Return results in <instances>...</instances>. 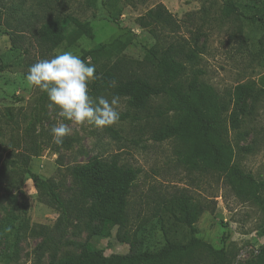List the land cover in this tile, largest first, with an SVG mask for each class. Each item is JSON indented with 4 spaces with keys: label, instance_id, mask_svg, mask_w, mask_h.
Instances as JSON below:
<instances>
[{
    "label": "rangeland",
    "instance_id": "rangeland-1",
    "mask_svg": "<svg viewBox=\"0 0 264 264\" xmlns=\"http://www.w3.org/2000/svg\"><path fill=\"white\" fill-rule=\"evenodd\" d=\"M233 1L239 15L226 16L224 7ZM162 2L179 20L176 32L164 30L163 38L186 40L195 46L197 67L203 70L200 84L212 85L219 93H235L230 111L240 119L230 127L234 161L246 171L264 179V0H0V264H49L51 251L39 248L44 226H53L59 211L32 180L30 172L66 193L72 183L71 169L95 157L116 160L138 170L130 195V221L102 233L99 220L81 223L80 234L69 228L56 261L80 254L90 244L107 255L157 251L168 240L180 243L190 237L188 225L179 219V200L186 196L194 206L203 207L196 236L225 250L220 257L202 255L199 264H247L253 250L264 242V215L255 204L238 198L216 170L189 169L179 159L174 140L157 141L155 129L172 120L156 109L163 99L155 98L147 108H134L130 97L118 95L96 69L89 83V95L120 98L118 123L98 129L64 120L72 133L61 145L53 142L51 128L58 121V109L49 108L48 97L29 85L26 74L39 59H51L65 51L80 56L84 50L119 40V56L143 60L145 47L156 42L137 18ZM69 14L88 20L92 35L65 40L47 53L38 41V31L48 33L74 30ZM163 39V40H164ZM92 63V62H91ZM30 136L41 146L39 155L26 147ZM6 166V169H5ZM6 171V172H5ZM11 222V231L6 222ZM137 231L133 248L121 240L124 232Z\"/></svg>",
    "mask_w": 264,
    "mask_h": 264
},
{
    "label": "trees",
    "instance_id": "trees-1",
    "mask_svg": "<svg viewBox=\"0 0 264 264\" xmlns=\"http://www.w3.org/2000/svg\"><path fill=\"white\" fill-rule=\"evenodd\" d=\"M134 1L126 0V4ZM224 13L231 16L241 12L235 2L230 1L225 4ZM67 18L75 25L69 33L50 34L45 26L39 29L38 41L47 53L53 52L65 40L73 41L83 34L92 35L90 21H82L72 14ZM137 21L156 39L154 44L145 47L143 60L119 56L118 51L122 48L119 40L99 43L84 50L80 57L86 63L92 62L106 83L114 80L115 92L129 96L132 107L147 108L153 99H163L165 103H160L156 112L160 116L170 113L172 120L165 127L155 129L153 138L157 141L174 140L179 159L185 166L194 170L218 171L238 198L257 205L264 215V179L234 161L235 151L229 139L230 127L238 128L240 125L239 117L230 111V107L233 98L240 99L241 88L237 87L233 94H223L212 85L200 84L203 70L196 66L198 54L195 46L183 39L167 41L161 34L164 30L176 32L180 28L179 20L162 2L149 8ZM32 124L26 127L27 136H30ZM29 140L26 149L39 155L41 146L31 136ZM3 169L0 168V179ZM71 176L72 183L63 193L46 179L30 172L32 180L44 191L47 203L59 211L55 224L43 227L44 239L39 245L40 249L51 251L49 264H199L203 254L218 256L221 262L226 260L224 249H216L196 236L198 228L195 224L203 207L194 206L186 196H182L179 219L190 229L191 237L187 242L168 240L157 251L110 255L87 244L80 254L56 261L70 227L74 226V233L80 234L81 223L99 220L102 233L107 235L110 227L129 223L130 195L138 170L116 160L95 157L85 165L73 167ZM11 225L10 221L6 222L8 232ZM121 240L133 248L137 242V231L131 234L126 230ZM246 263L264 264V242L253 250Z\"/></svg>",
    "mask_w": 264,
    "mask_h": 264
},
{
    "label": "clouds",
    "instance_id": "clouds-1",
    "mask_svg": "<svg viewBox=\"0 0 264 264\" xmlns=\"http://www.w3.org/2000/svg\"><path fill=\"white\" fill-rule=\"evenodd\" d=\"M95 73L94 64L86 63L71 51L62 52L51 59H39L29 67L27 82L47 94L48 107L58 109L57 117L62 118L50 130L55 144L61 145L64 138L72 133V128L64 120L76 125L87 123L98 129L119 122L118 96L93 99L89 95L88 85L97 78ZM109 86L115 87L116 82L110 81Z\"/></svg>",
    "mask_w": 264,
    "mask_h": 264
}]
</instances>
